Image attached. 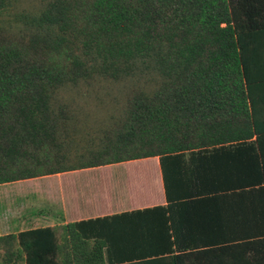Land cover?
<instances>
[{"label": "trees", "instance_id": "1", "mask_svg": "<svg viewBox=\"0 0 264 264\" xmlns=\"http://www.w3.org/2000/svg\"><path fill=\"white\" fill-rule=\"evenodd\" d=\"M263 43L264 0H0V185L258 135ZM2 243L78 264L55 228Z\"/></svg>", "mask_w": 264, "mask_h": 264}, {"label": "crops", "instance_id": "2", "mask_svg": "<svg viewBox=\"0 0 264 264\" xmlns=\"http://www.w3.org/2000/svg\"><path fill=\"white\" fill-rule=\"evenodd\" d=\"M253 95L256 136L37 178H59L54 190L0 185V238L55 228L78 264H264V88ZM17 251L2 243L0 264H26Z\"/></svg>", "mask_w": 264, "mask_h": 264}, {"label": "rangeland", "instance_id": "3", "mask_svg": "<svg viewBox=\"0 0 264 264\" xmlns=\"http://www.w3.org/2000/svg\"><path fill=\"white\" fill-rule=\"evenodd\" d=\"M87 106L91 107V108L95 107L93 105H87ZM35 185H39L40 187L50 188L52 190H54L55 188L59 189V178H57V177L47 178V179H42V180H39V181H37V179L21 181V182H18V183L10 184V188L9 189H5V190H10V192H12L14 188H20L21 187V188L25 189V192H27V191L31 192V191H35V190H32V188ZM29 196H31V195H29ZM33 200H35V199H32L31 197H24L21 200H17V204L20 205V206H23L25 203H29V202H31ZM43 202L44 203L48 202V199H46L45 197H42L40 199H36L32 203L35 204L36 206H39L40 208H44L45 204H43Z\"/></svg>", "mask_w": 264, "mask_h": 264}]
</instances>
